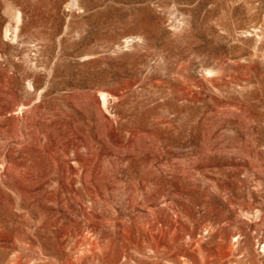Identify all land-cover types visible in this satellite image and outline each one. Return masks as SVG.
<instances>
[{
    "label": "rangeland",
    "instance_id": "obj_1",
    "mask_svg": "<svg viewBox=\"0 0 264 264\" xmlns=\"http://www.w3.org/2000/svg\"><path fill=\"white\" fill-rule=\"evenodd\" d=\"M0 264H264V0H0Z\"/></svg>",
    "mask_w": 264,
    "mask_h": 264
},
{
    "label": "bare ground",
    "instance_id": "obj_2",
    "mask_svg": "<svg viewBox=\"0 0 264 264\" xmlns=\"http://www.w3.org/2000/svg\"><path fill=\"white\" fill-rule=\"evenodd\" d=\"M101 96L105 105L108 104V94L106 92H102Z\"/></svg>",
    "mask_w": 264,
    "mask_h": 264
}]
</instances>
